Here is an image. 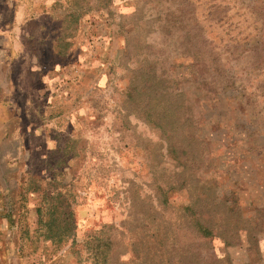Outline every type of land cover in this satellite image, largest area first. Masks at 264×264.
<instances>
[{
    "label": "rangeland",
    "instance_id": "rangeland-1",
    "mask_svg": "<svg viewBox=\"0 0 264 264\" xmlns=\"http://www.w3.org/2000/svg\"><path fill=\"white\" fill-rule=\"evenodd\" d=\"M0 264H264V0H0Z\"/></svg>",
    "mask_w": 264,
    "mask_h": 264
}]
</instances>
